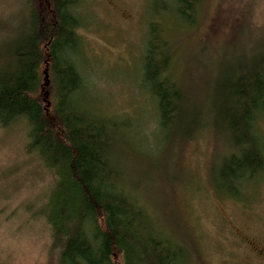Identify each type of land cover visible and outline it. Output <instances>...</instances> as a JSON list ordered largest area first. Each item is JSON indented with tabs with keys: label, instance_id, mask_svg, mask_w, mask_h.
<instances>
[{
	"label": "rangeland",
	"instance_id": "1",
	"mask_svg": "<svg viewBox=\"0 0 264 264\" xmlns=\"http://www.w3.org/2000/svg\"><path fill=\"white\" fill-rule=\"evenodd\" d=\"M36 1L45 11L49 0ZM155 3L78 1L76 62L86 88L77 101L90 102L99 116L123 124L117 155L127 190L147 206L164 236L188 246V264H264V177L247 184L240 197L219 194L212 160L226 148L209 129L180 142L177 123L161 131L154 94L142 83L154 25L172 59L171 76L193 99L202 100L204 80L215 81L221 62L251 60L264 44V0H200L191 21L179 19L174 8L155 10ZM27 17L24 0H0V44L13 40ZM239 48L247 57L237 56ZM42 74L48 83L43 101L52 112L49 64ZM260 124L264 129L263 119ZM27 142L24 124L0 127V264H59V250L40 211L54 175L27 152ZM114 261L124 264L121 255Z\"/></svg>",
	"mask_w": 264,
	"mask_h": 264
},
{
	"label": "trees",
	"instance_id": "2",
	"mask_svg": "<svg viewBox=\"0 0 264 264\" xmlns=\"http://www.w3.org/2000/svg\"><path fill=\"white\" fill-rule=\"evenodd\" d=\"M24 1L25 25L13 40L0 44V127L24 124L27 152L54 175L40 211L59 250V264H115L120 255L124 264H188V246L164 236L147 206L127 190L117 155L123 124L99 116L90 102L77 101L86 88L76 62L79 0H49L45 11L36 0ZM199 1L156 0L154 8H174L179 19L191 21ZM156 32L153 25L142 83L154 94L159 129L177 123L179 142L213 131L226 148L212 160L213 187L240 197L247 184L264 177V44L251 60L216 65L215 81L205 79L202 100H195L171 76L172 59ZM238 52L247 57L242 48ZM47 64L55 94L52 112L43 101Z\"/></svg>",
	"mask_w": 264,
	"mask_h": 264
},
{
	"label": "bare ground",
	"instance_id": "3",
	"mask_svg": "<svg viewBox=\"0 0 264 264\" xmlns=\"http://www.w3.org/2000/svg\"><path fill=\"white\" fill-rule=\"evenodd\" d=\"M103 73V72H102ZM59 104V103H58Z\"/></svg>",
	"mask_w": 264,
	"mask_h": 264
}]
</instances>
